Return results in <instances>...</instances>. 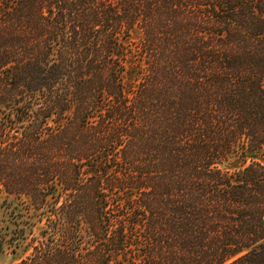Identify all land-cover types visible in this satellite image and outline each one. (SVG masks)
Instances as JSON below:
<instances>
[{"label": "trees", "instance_id": "1", "mask_svg": "<svg viewBox=\"0 0 264 264\" xmlns=\"http://www.w3.org/2000/svg\"><path fill=\"white\" fill-rule=\"evenodd\" d=\"M0 195L13 264H264V0H0Z\"/></svg>", "mask_w": 264, "mask_h": 264}, {"label": "rangeland", "instance_id": "2", "mask_svg": "<svg viewBox=\"0 0 264 264\" xmlns=\"http://www.w3.org/2000/svg\"><path fill=\"white\" fill-rule=\"evenodd\" d=\"M142 38V33L138 28L132 29L128 42L131 44V47L139 45V42ZM136 65L144 67L142 61L138 60ZM232 166H237V164H231ZM230 166H226L231 168ZM16 204V202H13ZM24 218H19L16 216V209L13 208V205L7 206L3 203V197L0 195V264H13L22 257L26 256L28 252H25L24 246L25 242L22 241H12L14 234L17 230L23 225L21 221ZM39 230V225L33 228V232L37 233ZM26 234H29L28 228L25 231ZM17 243V245H16Z\"/></svg>", "mask_w": 264, "mask_h": 264}]
</instances>
